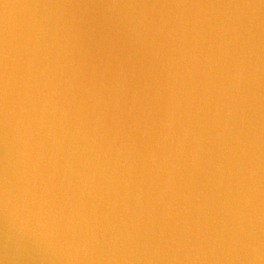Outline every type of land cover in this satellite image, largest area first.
Segmentation results:
<instances>
[{"label":"water","instance_id":"water-1","mask_svg":"<svg viewBox=\"0 0 264 264\" xmlns=\"http://www.w3.org/2000/svg\"><path fill=\"white\" fill-rule=\"evenodd\" d=\"M0 264H264V0H0Z\"/></svg>","mask_w":264,"mask_h":264}]
</instances>
